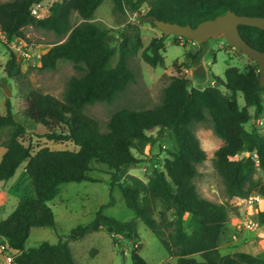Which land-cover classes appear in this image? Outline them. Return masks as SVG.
<instances>
[{"label":"trees","instance_id":"obj_1","mask_svg":"<svg viewBox=\"0 0 264 264\" xmlns=\"http://www.w3.org/2000/svg\"><path fill=\"white\" fill-rule=\"evenodd\" d=\"M105 1L55 0L50 6L44 5L49 13L42 19L32 10L44 4L43 0L0 4V31L9 42L15 38L29 41L26 28L66 39L43 55L40 67L24 68L11 53L5 74L19 85L25 118L43 126L41 137L54 143L70 142L77 148L42 147L34 152L31 145L22 142L28 133L27 126L12 113L10 100L6 101L7 113L0 114V131L8 130L6 151L0 161V182L11 180L26 163L34 194L20 199L15 210L0 222V245L14 253L12 264H77L64 237L79 240L106 229L114 236L136 242L141 238L139 228L144 225L177 264H264V259L247 252L222 254L220 244L229 219V205L203 198L197 190L198 166L207 155L193 130L196 124L211 119L215 134L223 141L216 152L215 164L228 200L245 199L254 193L264 198V134L245 127L252 119L264 115L260 66L251 60L243 70L228 67L224 80L213 75L214 85L204 89L193 87L191 80L180 74L175 75L164 89L158 106L120 109L111 116L104 132L99 121L85 110L99 103H111L136 81L129 59L143 48L139 27L129 25L119 33L118 46H114L110 31L92 22ZM111 1L114 14L141 13L142 7L147 6V18L194 28L229 10L237 15L264 17V0ZM75 14L82 19L77 26L72 24ZM239 31L248 44L264 52L263 30L240 26ZM165 41L164 36L154 38L142 52L143 60L152 68L165 63ZM187 41L192 40L174 36V46L180 47ZM116 55L118 60L113 65ZM62 61L71 62L77 72L68 80L62 99L31 85L26 71L36 68L53 71ZM240 94L243 107L238 101ZM168 133L175 147L162 168L155 167L146 182L130 175L129 170L141 162L136 153L143 155L145 149H153ZM238 155L243 156L235 159ZM94 161L113 171L111 186L120 189L135 217L127 221L106 217L103 210L115 204L111 197L92 222L60 236L57 244L44 242L26 250L33 228H56L55 214L49 204L63 184L99 182L90 176ZM258 171L262 177L255 179ZM158 205L162 210L157 218ZM257 221L264 226V211L257 214ZM139 248L136 245L131 252L132 264H147Z\"/></svg>","mask_w":264,"mask_h":264},{"label":"rangeland","instance_id":"obj_2","mask_svg":"<svg viewBox=\"0 0 264 264\" xmlns=\"http://www.w3.org/2000/svg\"><path fill=\"white\" fill-rule=\"evenodd\" d=\"M11 1L14 0H0V4ZM43 1L45 6H50L55 0ZM147 11L148 7L143 6L141 13L114 14L112 1L106 0L97 9L92 19L96 25L110 31L114 46H118L119 33L127 29L129 25L140 28L143 41V48L129 59V67L137 76L136 81L111 103H99L85 110L88 115L99 121L104 132L107 131V123L111 116L120 109L142 110L158 106L162 101L164 89L170 83L171 77L175 75L180 74L191 80L193 87L204 89L214 85L213 75L224 80L228 67L235 66L243 70L251 64V60L230 46L225 38L211 39L202 44L187 41L180 47L174 46V36L165 37L154 25V20L145 17ZM81 23L82 19L75 14L72 18L73 26ZM25 33L29 39L28 42L38 48L41 53L47 52L54 44L66 40L57 38L53 33L32 28H26ZM163 36L166 38V52L163 53L165 63L163 66L152 68L143 60L142 52L154 38ZM190 55L196 56V59H192ZM10 57V50L0 37V114L7 113L6 101L9 99L12 113L28 129V133L22 137V142L26 146L31 145L34 152L42 147H49L52 150H77L70 142L54 143L41 137L44 133L43 126L34 125L25 118L19 85L7 79L5 74V66ZM117 60L116 55L113 65ZM26 72L35 89L51 94L57 99L63 98L68 80L77 75L73 64L68 61L60 62L53 71L36 68ZM238 101L243 107L244 99L241 94ZM250 113L254 115V110L250 109ZM245 127L249 131L256 128L264 134V115L259 119H252ZM193 130L207 155L206 160L198 166L199 175L195 179L197 190L203 198L229 205V219L220 244L222 254L247 252L264 259V226L257 221V214L264 211V199L261 197L259 202L251 200V197H260L254 193L245 199L228 200L223 180L215 164L216 152L223 141L215 134L211 119L196 124ZM7 138L8 130L0 131V161L6 151L4 142ZM174 147L175 144L168 133L153 149H145L143 155L136 153L141 162L132 167L129 174L146 182L155 167L162 168L164 160L170 157V151H173ZM242 156L238 155L235 159ZM25 167L26 163H23L13 179L0 182V222L15 210L20 199L34 194L33 183ZM91 168L90 176L99 182L63 184L56 198L49 204L55 214L56 228H33L25 245L26 250L38 247L44 242L57 244L60 236L68 235L79 225L92 222L96 213L110 202L111 197L114 198L115 204L103 210L106 217L120 221L135 217L133 211L127 208L120 189L111 186L113 171L97 161L92 163ZM259 177H262L260 171L255 175V179ZM160 210L162 208L158 205L157 218ZM251 223L259 225L246 227ZM139 233L141 238L136 242L114 236L106 229L89 234L84 239L70 240L64 237L63 240L69 243L77 264H132L131 252L136 245L140 246V255L147 264H177L175 258L166 254L157 237L144 225L139 228ZM2 247L0 245V264H7L6 258L13 259L14 253L8 248L3 250Z\"/></svg>","mask_w":264,"mask_h":264},{"label":"water","instance_id":"obj_3","mask_svg":"<svg viewBox=\"0 0 264 264\" xmlns=\"http://www.w3.org/2000/svg\"><path fill=\"white\" fill-rule=\"evenodd\" d=\"M153 20L154 25L165 37H185L198 44L211 39H227L230 46L238 49L243 55L260 66V85L264 87V52L248 44L239 31L240 26L256 27L264 31V17L237 15L229 10L224 15L206 20L195 28L191 25H180L158 19ZM8 95H10V92H8ZM246 156L248 157L250 154L246 153Z\"/></svg>","mask_w":264,"mask_h":264},{"label":"built area","instance_id":"obj_4","mask_svg":"<svg viewBox=\"0 0 264 264\" xmlns=\"http://www.w3.org/2000/svg\"><path fill=\"white\" fill-rule=\"evenodd\" d=\"M32 13L37 17V18H44L47 16L49 13V10L47 7L44 6V4H38L36 5ZM1 32V31H0ZM2 41L8 45V48L10 50V53H12L17 62L21 63L23 67L25 66L26 68L30 67H40L41 66V61L43 55L46 53H41L38 48H35L34 45L30 44L27 40L21 39V38H15L12 41H8L6 36L1 33L0 35ZM262 199H264L262 197ZM251 200L259 202L261 200L260 197H251ZM257 226L259 224L251 223V225H246V227H251V226ZM3 250H5V247H2ZM7 264H12V258L7 257Z\"/></svg>","mask_w":264,"mask_h":264},{"label":"crops","instance_id":"obj_5","mask_svg":"<svg viewBox=\"0 0 264 264\" xmlns=\"http://www.w3.org/2000/svg\"><path fill=\"white\" fill-rule=\"evenodd\" d=\"M13 179V178H12ZM176 260V259H175ZM176 263H177V260H176Z\"/></svg>","mask_w":264,"mask_h":264}]
</instances>
